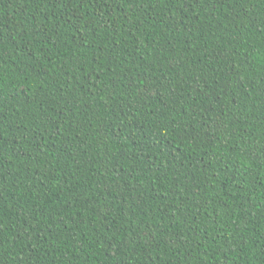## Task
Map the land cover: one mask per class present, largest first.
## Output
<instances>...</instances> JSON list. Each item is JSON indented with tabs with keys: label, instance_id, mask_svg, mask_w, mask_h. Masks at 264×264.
<instances>
[{
	"label": "trees",
	"instance_id": "trees-1",
	"mask_svg": "<svg viewBox=\"0 0 264 264\" xmlns=\"http://www.w3.org/2000/svg\"><path fill=\"white\" fill-rule=\"evenodd\" d=\"M0 264H264V0H0Z\"/></svg>",
	"mask_w": 264,
	"mask_h": 264
}]
</instances>
